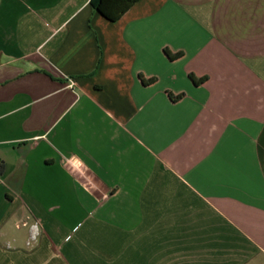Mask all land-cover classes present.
Wrapping results in <instances>:
<instances>
[{
  "label": "crops",
  "instance_id": "crops-1",
  "mask_svg": "<svg viewBox=\"0 0 264 264\" xmlns=\"http://www.w3.org/2000/svg\"><path fill=\"white\" fill-rule=\"evenodd\" d=\"M0 166V264H264V0H0Z\"/></svg>",
  "mask_w": 264,
  "mask_h": 264
},
{
  "label": "trees",
  "instance_id": "trees-1",
  "mask_svg": "<svg viewBox=\"0 0 264 264\" xmlns=\"http://www.w3.org/2000/svg\"><path fill=\"white\" fill-rule=\"evenodd\" d=\"M100 6H101V3H99V4L97 5V10H98V11H99L104 17L110 19V17H108V15H106V14L104 13V11L101 9ZM164 52H165L166 56H167L169 59H171V60H173V59H175V58H177V57L180 56V54H178V53L171 54V53H170L168 50H166V49L164 50ZM189 77H190L191 81H192L195 85H198V84L202 83V82L205 80V79L198 80V79H196L193 75H190ZM141 80H142L143 83L146 82V81H144V79H143L142 77H141ZM148 82H152V80L150 79V80H148ZM168 96H169V98H170L172 101H176V100L181 99L182 94H180V95H173V94H171V93H168ZM0 170H1V166H0Z\"/></svg>",
  "mask_w": 264,
  "mask_h": 264
},
{
  "label": "built area",
  "instance_id": "built-area-1",
  "mask_svg": "<svg viewBox=\"0 0 264 264\" xmlns=\"http://www.w3.org/2000/svg\"><path fill=\"white\" fill-rule=\"evenodd\" d=\"M66 81H67V87L68 88H72V86H73V80L71 78H66ZM23 225H25V224H23ZM32 227L37 228L36 225L31 226V228ZM35 236H36V234H32L30 236V239L27 242V245H30L31 241L35 240Z\"/></svg>",
  "mask_w": 264,
  "mask_h": 264
}]
</instances>
